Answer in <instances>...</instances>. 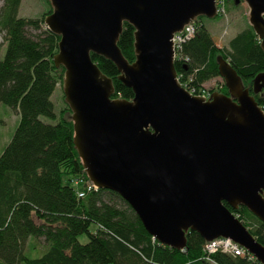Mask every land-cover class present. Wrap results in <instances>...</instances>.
Segmentation results:
<instances>
[{
  "label": "water",
  "instance_id": "1",
  "mask_svg": "<svg viewBox=\"0 0 264 264\" xmlns=\"http://www.w3.org/2000/svg\"><path fill=\"white\" fill-rule=\"evenodd\" d=\"M46 27L60 36L53 61L65 69L63 93L74 144L89 180L117 193L163 245L186 246V233L228 238L264 264V244L224 204L245 206L264 223V111L227 60L218 58L228 94H191L174 67V34L215 0H49ZM264 52V0H243ZM127 22L136 58L118 47ZM91 53L111 60L130 100L112 98V80ZM264 87V72L251 90Z\"/></svg>",
  "mask_w": 264,
  "mask_h": 264
},
{
  "label": "trees",
  "instance_id": "2",
  "mask_svg": "<svg viewBox=\"0 0 264 264\" xmlns=\"http://www.w3.org/2000/svg\"><path fill=\"white\" fill-rule=\"evenodd\" d=\"M21 1L2 0L0 7L5 42L0 50V103L19 114L0 154V264H260L219 250L206 254V241L196 231L186 233L182 250L163 245L117 193L86 188L83 197L77 194L74 179L87 183L89 178L74 144L71 109L64 94L58 114L51 100L57 84L62 88L65 72L53 61L60 36L44 22L52 5L45 0L48 7L40 16L24 17L18 15ZM242 1L226 0L225 14ZM204 17L194 20L193 36L176 49L179 82L200 93L204 83L220 77L217 60L222 57L264 111V87L259 93L251 90L254 77L264 72V52L252 27L247 23L227 47H221L203 23ZM134 31L124 22L117 42L130 63L136 58ZM91 58L112 80V98H133L111 60L94 53ZM218 90L228 94L224 82ZM224 204L264 244V223L243 205ZM81 235L87 237L85 242L79 240ZM31 239H43L46 250L40 256L29 255L35 249Z\"/></svg>",
  "mask_w": 264,
  "mask_h": 264
},
{
  "label": "rangeland",
  "instance_id": "3",
  "mask_svg": "<svg viewBox=\"0 0 264 264\" xmlns=\"http://www.w3.org/2000/svg\"><path fill=\"white\" fill-rule=\"evenodd\" d=\"M3 2L0 0V7ZM48 5L45 0H22L20 3L18 15L24 17H38L43 11L47 9ZM203 23L208 28L215 42L221 47H227L228 41L236 35L242 28L246 27L248 23V7L242 2H238L237 5L232 6L228 11V14L223 15L219 19H210L206 20V17L203 18ZM4 32H0V50L4 49ZM3 55V53H2ZM224 82L223 78L216 77L206 83H204L203 90L209 91L210 89L213 92H220L218 88ZM213 92H209L212 94ZM63 86L60 87L57 84L54 93L51 96V100L54 103V111L58 114L61 107L64 105L62 100L63 95ZM195 95V94H194ZM198 96V94H197ZM72 118V113L70 115ZM41 119L46 122L50 120L44 116H41ZM19 121V114L3 103H0V154L5 147V145L10 140L15 127ZM76 180V179H75ZM82 184H78L77 188H81ZM81 242H85L87 237L81 235L79 237ZM31 245L35 246L32 253H28L31 256H40L45 250L46 245L44 244L43 239H31ZM214 264V263H211Z\"/></svg>",
  "mask_w": 264,
  "mask_h": 264
},
{
  "label": "built area",
  "instance_id": "4",
  "mask_svg": "<svg viewBox=\"0 0 264 264\" xmlns=\"http://www.w3.org/2000/svg\"><path fill=\"white\" fill-rule=\"evenodd\" d=\"M225 1L226 0H215V6H216V10H217V15L223 16L226 15L225 14ZM194 21L190 22L189 25L185 26L183 28L182 31L177 32L174 34V37L172 38L173 43H174V51H175V57H176V49L179 47L180 43H182L184 40L189 39L193 36L194 34ZM190 92V91H189ZM210 91L207 90H202L200 93H198V96H202L205 99L210 98L211 94H209ZM191 94H194L193 92H190ZM197 95V94H195ZM74 185L77 188L78 184H82L81 188H77V194L80 197H83L85 195L86 192V188L87 190L90 189H97V187L89 180L87 181V183L82 182V180L79 179H74L73 181ZM203 250L206 252V254H210L213 253L217 250L222 251L224 253H229L232 254L234 256H241V257H247V259L251 260L252 258H254L253 255L235 247V246H231L229 243V239L228 238H216L210 241H206L204 246H203Z\"/></svg>",
  "mask_w": 264,
  "mask_h": 264
},
{
  "label": "bare ground",
  "instance_id": "5",
  "mask_svg": "<svg viewBox=\"0 0 264 264\" xmlns=\"http://www.w3.org/2000/svg\"><path fill=\"white\" fill-rule=\"evenodd\" d=\"M188 90V89H187ZM189 91V90H188Z\"/></svg>",
  "mask_w": 264,
  "mask_h": 264
}]
</instances>
